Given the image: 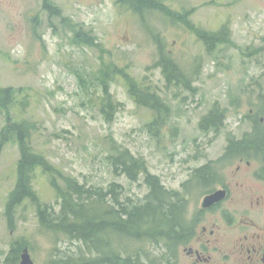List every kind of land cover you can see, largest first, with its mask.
<instances>
[{
	"label": "rangeland",
	"instance_id": "obj_1",
	"mask_svg": "<svg viewBox=\"0 0 264 264\" xmlns=\"http://www.w3.org/2000/svg\"><path fill=\"white\" fill-rule=\"evenodd\" d=\"M144 1L148 10L141 6L139 13L129 0H0V139L9 120L27 123L33 149L57 170L37 169L32 185L39 202L26 199L10 218L20 149L14 137L1 146L0 264H20L25 249L34 264L78 259V242L46 230L38 214L60 213L54 180L64 187L70 177L106 193L114 184L127 207L145 201L144 175L132 181L115 172L114 145L144 159L170 201L186 199L177 216L188 224L212 187L203 179L192 184L196 172L221 162L230 132L248 131L264 117V0ZM224 28L230 42L210 52L199 33ZM161 46L190 89L167 82ZM132 79L169 108L162 127L150 126L155 111L131 96ZM215 107L226 111L224 127L203 131L202 119ZM119 237L114 252L164 264L165 237L154 243Z\"/></svg>",
	"mask_w": 264,
	"mask_h": 264
},
{
	"label": "trees",
	"instance_id": "obj_2",
	"mask_svg": "<svg viewBox=\"0 0 264 264\" xmlns=\"http://www.w3.org/2000/svg\"><path fill=\"white\" fill-rule=\"evenodd\" d=\"M129 3L139 13L145 10L142 7H147L148 10L144 0H129ZM151 8L154 9V7L149 9L152 10ZM199 34L210 52L215 50L216 46L230 42L227 28L221 29L219 32ZM159 66L162 67L163 75L169 84L184 85L186 89L191 88L190 81L187 80L183 69L164 51L162 46L160 47ZM129 86V92L137 104L155 111L156 117L150 126L162 127L169 117V108L149 87L143 86L133 79L130 80ZM260 100L263 103L261 111L264 113V95L260 96ZM109 106H112L111 103ZM218 108H213L202 119L201 129L203 131H210L211 128L219 131L224 127L227 114L226 111L220 113ZM31 133L32 127L27 123L10 122L9 120V126L2 133L0 139V148L4 143L9 142L11 137H14L20 149V160L17 165L18 181L10 194L8 204L10 218L16 212V208L26 199L39 202L32 185V179L37 169L42 168L47 173L57 171L52 168L45 155L33 149L30 142ZM110 159L115 172L126 174L132 181H137L141 175H144L149 194L142 204L133 203L132 207H127L126 203L117 199L116 192L119 187L114 184L106 193L100 189L87 188L70 177L64 179V187L54 180L53 184L61 202L59 203L60 213H56L54 208L51 211L49 208L39 209L41 223L46 230L60 233L68 237L69 240L78 242L81 253L76 260L64 258L53 264H106L109 262L113 264H142L140 256H123L119 252H114L118 249L114 245V234L117 238L122 237L123 240L127 238L136 242L149 240L154 243L160 237L169 235L175 221L179 220L177 202L170 201L171 193L165 189L158 177L149 173L144 159L137 158L129 150L120 151L115 148V145ZM207 170L201 169L199 172H207ZM109 195L112 196L111 200L107 199ZM120 205L119 217L116 210ZM15 251L17 250L15 249Z\"/></svg>",
	"mask_w": 264,
	"mask_h": 264
},
{
	"label": "flooded vegetation",
	"instance_id": "obj_3",
	"mask_svg": "<svg viewBox=\"0 0 264 264\" xmlns=\"http://www.w3.org/2000/svg\"><path fill=\"white\" fill-rule=\"evenodd\" d=\"M249 115L255 118L254 108ZM220 160L191 180L212 187L198 199L194 218L175 221L165 237L164 264H264V117L248 131L230 132Z\"/></svg>",
	"mask_w": 264,
	"mask_h": 264
},
{
	"label": "water",
	"instance_id": "obj_4",
	"mask_svg": "<svg viewBox=\"0 0 264 264\" xmlns=\"http://www.w3.org/2000/svg\"><path fill=\"white\" fill-rule=\"evenodd\" d=\"M213 203V197H209L205 200V206H210ZM20 264H34V261L29 253L28 249H25L21 256Z\"/></svg>",
	"mask_w": 264,
	"mask_h": 264
}]
</instances>
